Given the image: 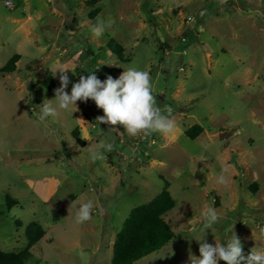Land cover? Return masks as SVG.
I'll return each instance as SVG.
<instances>
[{
    "label": "rangeland",
    "instance_id": "1",
    "mask_svg": "<svg viewBox=\"0 0 264 264\" xmlns=\"http://www.w3.org/2000/svg\"><path fill=\"white\" fill-rule=\"evenodd\" d=\"M98 20L100 37L91 31ZM158 30L170 49H161ZM111 39L129 61L108 50ZM15 55L17 71L0 74L1 251L24 250L36 222L45 236L26 264H112L131 211L154 200L165 180L176 202L165 219L179 238L136 264H190L201 243L234 234L246 255L264 248V0H0V68ZM58 64L71 69L69 93L91 71L101 81L129 67L148 71L155 106L175 121V134L130 136L100 124L92 100L38 120L55 98L43 81ZM195 125L205 131L191 140ZM103 142L113 150L93 161L90 148L103 151ZM89 200L92 218L77 223L72 202ZM207 207L219 219L201 231Z\"/></svg>",
    "mask_w": 264,
    "mask_h": 264
},
{
    "label": "clouds",
    "instance_id": "2",
    "mask_svg": "<svg viewBox=\"0 0 264 264\" xmlns=\"http://www.w3.org/2000/svg\"><path fill=\"white\" fill-rule=\"evenodd\" d=\"M91 31L94 36L100 37L105 31V24L98 20ZM69 69L61 64L52 66L51 71L54 77L59 73L60 87L55 89V98L45 101L40 107L38 120L44 121L49 117H55L58 109L68 111L72 106L77 107V101L92 100L99 109L103 110L104 115L96 120L100 124L122 125L130 136L151 135L154 132H159L164 136L175 134L177 130L175 121L155 106L152 81L148 71L129 67L119 78L108 76L103 81L94 71H88V76H81L79 82L72 84L69 93L67 91L71 83L67 71ZM168 113H171L170 108ZM113 148L114 143L103 142L99 145V149L103 151L92 147L89 150V156L93 161L102 160L104 152L111 151ZM218 182L227 183L223 174ZM71 207L76 209L75 221L77 223H84L92 218L94 205L91 200L86 203L72 202ZM201 216L204 220V227L201 231L212 229L219 219L217 211L212 207L205 208ZM261 234L264 235V229L261 230ZM196 239L202 240L203 238ZM225 242L220 243L216 239L215 245L207 242L201 243L200 256H192L190 264H219L221 260L226 264H264V248L255 247L246 255L243 252L241 240L236 234Z\"/></svg>",
    "mask_w": 264,
    "mask_h": 264
},
{
    "label": "trees",
    "instance_id": "3",
    "mask_svg": "<svg viewBox=\"0 0 264 264\" xmlns=\"http://www.w3.org/2000/svg\"><path fill=\"white\" fill-rule=\"evenodd\" d=\"M99 12V9L95 10L89 15V18L93 20ZM159 42L162 50L170 49L166 43H162L160 40ZM107 48L120 62L129 61L125 57V48L116 40L111 39ZM20 59V55H15L4 67L0 68V74L15 73ZM43 86L55 97V89L58 86L51 72L46 75ZM204 131L202 126L195 125L187 130L186 135L191 140H196ZM73 137L80 145L84 144L76 133L73 134ZM164 183L162 192L154 200L131 211L116 236L112 264H136L161 251L179 238L165 219V216L175 209L176 202L170 192V182L165 180ZM13 204L14 201L8 197V205L11 207ZM25 235L28 240L27 247L20 252L0 250V264H26L31 257V248L44 238L45 230L41 224L34 222L27 227Z\"/></svg>",
    "mask_w": 264,
    "mask_h": 264
},
{
    "label": "water",
    "instance_id": "4",
    "mask_svg": "<svg viewBox=\"0 0 264 264\" xmlns=\"http://www.w3.org/2000/svg\"><path fill=\"white\" fill-rule=\"evenodd\" d=\"M158 36H159V38H160V41L162 42V43H165V38L163 37V35H162V33L158 30ZM169 61H170V59L168 58L167 59V65H169Z\"/></svg>",
    "mask_w": 264,
    "mask_h": 264
},
{
    "label": "built area",
    "instance_id": "5",
    "mask_svg": "<svg viewBox=\"0 0 264 264\" xmlns=\"http://www.w3.org/2000/svg\"><path fill=\"white\" fill-rule=\"evenodd\" d=\"M6 5L9 6L10 8H14L15 4L12 1L6 2Z\"/></svg>",
    "mask_w": 264,
    "mask_h": 264
}]
</instances>
